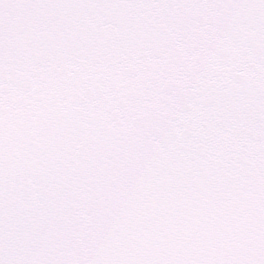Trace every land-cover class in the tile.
<instances>
[{
  "label": "snow or ice",
  "instance_id": "obj_1",
  "mask_svg": "<svg viewBox=\"0 0 264 264\" xmlns=\"http://www.w3.org/2000/svg\"><path fill=\"white\" fill-rule=\"evenodd\" d=\"M0 264H264V0H0Z\"/></svg>",
  "mask_w": 264,
  "mask_h": 264
}]
</instances>
